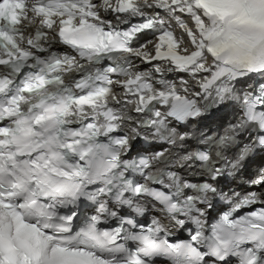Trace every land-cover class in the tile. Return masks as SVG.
I'll return each instance as SVG.
<instances>
[{
	"label": "snow or ice",
	"instance_id": "6c2138e0",
	"mask_svg": "<svg viewBox=\"0 0 264 264\" xmlns=\"http://www.w3.org/2000/svg\"><path fill=\"white\" fill-rule=\"evenodd\" d=\"M101 8L143 20L120 29L101 18ZM146 8L190 16L195 30L177 19L195 50H181L182 41L173 31L158 29L164 23L159 12L146 16ZM33 25L34 34L26 35ZM53 31L59 42L80 57L95 62L107 57L117 63L65 84L60 73L72 67L83 69V65L67 55L52 54L47 59L37 55L49 51L45 44L51 43L48 36ZM146 31L158 33L155 55L145 50L148 42L132 46ZM206 53L213 58L211 66ZM125 54L148 63L168 60L194 76L208 73L199 82L208 98L206 107L221 104L234 95V81L249 73L264 74V0H116L115 6L112 0H103L99 6L94 0H0V67L7 70L0 73V264H151L157 256L168 257L173 264H208L206 258H215L214 264H228L229 257L238 258L239 264H264V209L247 216L225 214L211 228V235H205L197 219L200 227L190 238L174 242L159 220L129 232L124 225L137 228L135 221L119 217L108 207L105 197L113 205L135 206L137 213H143L132 197H150L171 220L183 225L185 221L178 216L193 211L203 215L195 205L207 203L208 194L216 193L209 183H181L172 171L166 173L168 184L160 178L163 171L146 175V180H154L163 190L126 178L130 168L150 169L166 153L141 158L138 164L123 159L140 133L132 128V134L111 135L132 119L110 106L113 84L125 89L123 101L112 97L115 103L133 104L136 113L152 112L154 118L143 125L172 144L186 134L165 128L168 118L183 122L202 115V109L174 85L154 89L148 75L133 73L130 64L125 67L118 62L119 57L127 60ZM114 74L126 79L114 80ZM242 102L243 116L234 127L257 123L264 130V85L253 94H244ZM154 104L169 110L153 111ZM233 139L225 136L222 142ZM255 144L264 147V135ZM245 157L242 152L232 167H238ZM193 159L207 162L210 156L199 151L181 157L184 164ZM220 174V168L212 169L213 179ZM258 182H264V176ZM184 188H196L198 195L185 196ZM82 199L98 203V214L74 229L77 212L61 214V209ZM255 202L253 194L236 208ZM105 215L118 221V226L101 227ZM128 240L135 242L133 248L122 243Z\"/></svg>",
	"mask_w": 264,
	"mask_h": 264
},
{
	"label": "bare ground",
	"instance_id": "6f19581e",
	"mask_svg": "<svg viewBox=\"0 0 264 264\" xmlns=\"http://www.w3.org/2000/svg\"><path fill=\"white\" fill-rule=\"evenodd\" d=\"M173 23H174V22H173ZM176 31H177V33H179V32H180V28H177ZM180 39L183 40L181 44H185L184 39H183L182 37H180ZM59 51H60V50H59ZM66 52L71 53L70 51H66ZM101 61H102V60H100V62H101ZM100 62L98 63L99 66H100ZM218 116H219L221 119H224V120H226V119L229 117L228 114H225V115H220V114H218ZM258 165H259V169L262 168V167L264 166V155H263V156H258V157L254 160V163L252 164V167H253V166H258ZM249 170H250V163L248 164V169L246 170V172H244V175H245V176H247V173L249 172ZM242 172H243V171H242ZM262 186H263V185H262ZM254 188H256V186H254ZM263 195H264V192H263ZM167 229H168V231H173V230L176 229V226H175L174 224H172V225L169 226ZM180 230H182V229H180Z\"/></svg>",
	"mask_w": 264,
	"mask_h": 264
}]
</instances>
